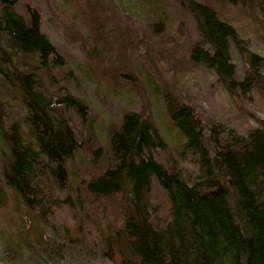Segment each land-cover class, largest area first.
<instances>
[{
  "label": "trees",
  "instance_id": "obj_1",
  "mask_svg": "<svg viewBox=\"0 0 264 264\" xmlns=\"http://www.w3.org/2000/svg\"><path fill=\"white\" fill-rule=\"evenodd\" d=\"M21 1L26 14L15 8ZM154 1L143 29L163 57L179 74L206 67L216 78L200 106L191 104L150 61L167 131L142 106L130 108L109 122L106 156L88 102L70 88L52 98L37 86L38 69L68 64L43 31L42 10L29 0H0V261L60 264L74 255L90 264H264V53L253 47L264 49V0H182L209 47L190 45L185 22L165 0ZM74 2L81 24L64 29L68 44L103 83L140 91L133 60L140 39L131 38L128 14L113 0L110 11L96 0ZM222 90L243 104L221 112L207 134L200 107ZM16 104L24 120L12 117ZM170 143L178 146L172 161L160 157ZM78 150L97 166L101 157L107 163L78 176V196L91 205L85 213L70 193L68 162ZM117 198L119 217L102 227L88 219L95 201Z\"/></svg>",
  "mask_w": 264,
  "mask_h": 264
},
{
  "label": "rangeland",
  "instance_id": "obj_2",
  "mask_svg": "<svg viewBox=\"0 0 264 264\" xmlns=\"http://www.w3.org/2000/svg\"><path fill=\"white\" fill-rule=\"evenodd\" d=\"M39 7L43 12V31L50 38V40L61 48L66 62L68 64H58L56 62H50L46 68H40L36 73V82L38 88L49 95V97L56 98L58 95L65 91V88H70L76 95L83 98L88 102L94 117V130L99 136L104 146V153L106 156L110 154L109 151V122H120L123 113L133 107H140L146 112H149L157 120L159 128L167 131L168 121L164 113V102L162 95L158 91L159 87L156 84V78L151 73L152 68L149 69L148 64L155 59L156 66L163 75V80L169 85L170 90L182 100H185L191 104H199V99H205L207 97V89L210 83L216 78V73L206 67H200L194 73L182 75L177 73L172 65L163 57L158 45L154 40L144 31L143 27L145 22L149 18V14L155 4L154 0H113L121 8L122 12L128 14L126 24H133L130 29L131 38L140 39L138 48L133 53L134 63L140 73V87L141 90L136 92L129 88H115L111 85L103 83L94 74L92 68L81 54V51L76 47L68 44L64 29L74 30V23L79 26L81 24V17L76 3L74 0H29ZM98 6L103 10L110 11L112 9V0H96ZM168 4V9L172 12L177 21H184L188 29V43L194 45L200 43L205 47H209V44L203 38L195 16L187 6H185L182 0H165ZM16 10L21 14H26L25 5L21 1L15 6ZM260 14V18L262 17ZM120 17V16H118ZM129 19V20H128ZM254 28V25L252 26ZM251 33V32H249ZM253 33V32H252ZM251 33V34H252ZM245 36V33H242ZM262 34L264 36V24H262ZM264 38V37H263ZM137 41V40H136ZM236 47V46H235ZM254 48L264 53V49L261 44L253 45ZM236 51H238L236 49ZM154 54V57L151 56ZM238 62L242 68H245L246 63L242 55L238 54ZM200 111L203 112L204 126L207 134L210 132V126L213 120L221 118V112L235 111L243 103L242 99L238 95L232 94L228 91L222 90L214 94L212 103L205 100L202 102ZM14 109L12 117L20 120H24V110L19 104L14 105L11 110ZM71 115L76 121L81 119V114L75 108H70ZM259 116L264 117V110L259 111ZM90 118V117H89ZM253 124H257V121L253 118L251 120ZM170 130V127H168ZM171 134L174 135L176 130L171 129ZM0 146L2 141L0 139ZM176 146L170 143L166 151H161L162 159H170L171 150L173 148L178 149ZM91 156L85 154L82 150L75 152L74 156L69 160V182L72 185L71 195L77 201L80 207V202L85 205V210L81 209L83 213L90 208V204L83 196H78L80 185L78 176H88L87 171L90 169L99 172V168L105 167L106 159L100 158V165L97 166L96 162L92 161ZM2 159V152L0 151V161ZM158 184L154 183V189L158 192ZM84 191V190H82ZM59 193L64 195L63 191L59 189ZM78 197V198H77ZM96 209L88 217L90 221L97 226L102 227L104 223L110 221L114 217H119L122 213V208L119 203V199H113L108 202H100L93 204ZM0 264H12L0 261ZM60 264H90L85 261L78 260L76 256L70 255L65 260H62ZM98 264H111L109 262H99Z\"/></svg>",
  "mask_w": 264,
  "mask_h": 264
}]
</instances>
